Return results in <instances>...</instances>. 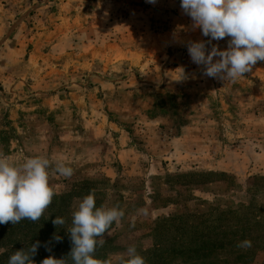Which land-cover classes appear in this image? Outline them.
<instances>
[{"label": "rangeland", "instance_id": "1", "mask_svg": "<svg viewBox=\"0 0 264 264\" xmlns=\"http://www.w3.org/2000/svg\"><path fill=\"white\" fill-rule=\"evenodd\" d=\"M180 2L0 0V151L17 164L45 156L74 169L69 178L50 170V186L69 197L53 198L33 240L1 237L0 264L36 241L45 255L37 264L53 256V235L93 189L97 207L125 211L98 259L116 264L129 245L143 256L159 243L164 255L189 251L164 264H264V234L244 256L218 248L204 262L174 242L180 223L159 226L254 197L264 206V182L255 181L264 177V61L235 83L203 76L186 45L208 37ZM228 39L212 44L224 50ZM59 209L66 223L56 227Z\"/></svg>", "mask_w": 264, "mask_h": 264}, {"label": "clouds", "instance_id": "2", "mask_svg": "<svg viewBox=\"0 0 264 264\" xmlns=\"http://www.w3.org/2000/svg\"><path fill=\"white\" fill-rule=\"evenodd\" d=\"M146 2L155 4L156 0ZM180 8L191 18L193 28L208 37L207 41H190L186 45L191 61L203 66V76L235 83L250 73L258 61H264V0H181ZM226 37L229 38L226 49L212 44ZM207 45H211L210 49ZM184 78L182 73L181 80ZM50 170L65 178L74 173L63 160L32 156L17 164L0 151V224L41 219L57 195L49 184ZM124 216L125 211L119 205L97 207L93 189L72 213L71 226L66 229L72 244L68 255L59 259L50 255L40 264H69V260L72 264H113V259L101 260L95 253L106 243L105 236L111 235L112 225H119ZM52 223L57 227L66 221L56 216ZM52 239L60 242L63 238L54 234ZM251 246L250 240L237 244L242 249ZM39 247L40 242L36 241L30 247L15 251L8 264H35L32 258ZM115 262L146 264L135 245H129L126 253L118 254Z\"/></svg>", "mask_w": 264, "mask_h": 264}, {"label": "trees", "instance_id": "3", "mask_svg": "<svg viewBox=\"0 0 264 264\" xmlns=\"http://www.w3.org/2000/svg\"><path fill=\"white\" fill-rule=\"evenodd\" d=\"M255 181L256 183L259 181L264 182V177H257L255 178ZM234 186L237 187V185ZM254 187H256V185H254ZM230 191L233 192V190ZM68 197L69 194H66L64 197L55 195L53 198L55 200H65ZM259 202L260 198L254 197L251 201H249V203H240L237 206L232 205L230 207L222 208L220 205H216L219 207L214 206V209H210L208 212L198 215L197 218H195L194 223H186L181 219L180 216H170L164 218L159 223V226L161 225V227L168 229L166 225L173 222L180 223L181 225L176 228L175 232L178 234L179 238L175 237L174 242L177 241L180 248H188L189 246H192L195 248L192 251L198 254L202 252L204 257L200 258L201 260H204V262L205 256L210 254L214 255V252L216 253L218 248L223 250H229L231 248V251L234 250V254H237L238 256H244V250L237 247L239 242L250 240L252 245L254 242L255 244H259L261 242L263 243V240L260 238L261 234H264V206L259 204ZM97 205L98 204L96 203V206ZM56 216L63 218L65 217V215H62L60 209L52 214L51 218H55ZM47 219H49V217L47 215H43L40 219L41 223L46 224V222H48ZM36 225H38V221L32 222L27 219L21 220L15 225H13L11 222L2 224V228L0 227V238L2 237V240L6 239L2 241L5 245H11V239L8 235H16L18 238L22 235L33 240V236L37 233V231L35 229L32 230V227H35ZM30 232L31 234L28 235ZM37 235H39V233H37ZM59 236H61L63 239L60 242L53 240L54 243L52 244V251L56 252L53 253V256L59 254V249L62 246L61 243L64 239L65 245L62 249V252L64 253V256H67L72 247L69 234L67 231H61ZM66 239H68L69 242H66ZM20 248L17 249L20 250ZM160 248L161 245L157 243L150 254L142 256L145 258L146 264H164L166 260L171 261L173 259H177L178 257L185 256L189 252H184L181 249H173L167 255H164L162 252L163 250H159ZM240 251L243 252L241 253ZM39 255L40 257L45 256L42 254L35 255L32 258L35 264L39 263ZM194 259H198V256L195 255ZM69 264H72L70 260Z\"/></svg>", "mask_w": 264, "mask_h": 264}]
</instances>
